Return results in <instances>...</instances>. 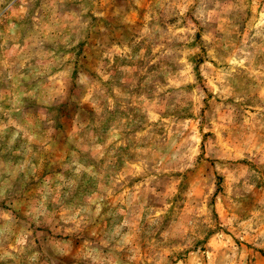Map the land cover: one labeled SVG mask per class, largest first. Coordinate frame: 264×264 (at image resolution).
I'll return each mask as SVG.
<instances>
[{
	"label": "rangeland",
	"instance_id": "1",
	"mask_svg": "<svg viewBox=\"0 0 264 264\" xmlns=\"http://www.w3.org/2000/svg\"><path fill=\"white\" fill-rule=\"evenodd\" d=\"M0 264H264V0H0Z\"/></svg>",
	"mask_w": 264,
	"mask_h": 264
}]
</instances>
